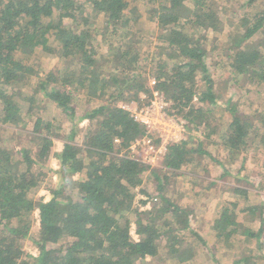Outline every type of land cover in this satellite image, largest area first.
I'll use <instances>...</instances> for the list:
<instances>
[{"label":"trees","instance_id":"16d2710c","mask_svg":"<svg viewBox=\"0 0 264 264\" xmlns=\"http://www.w3.org/2000/svg\"><path fill=\"white\" fill-rule=\"evenodd\" d=\"M156 1L0 0L1 123L25 125L30 119L35 143L34 148L14 151L0 141V264H193L191 236L207 246L211 263L221 264L211 245L195 234L190 223L194 211L181 203L180 192L166 195L159 187L162 177H156L155 195L148 191L147 167L128 156L145 129L118 103L138 102L142 94L150 97L152 88L168 102L166 115L184 121L189 137L170 144L161 158L168 173L207 155L202 143L209 140L231 156L252 151L260 169L256 177L245 176L241 169L236 177L254 183L258 176L264 179V103H258L263 109L253 107L256 101L248 96V91L264 86V0L248 1L253 14L241 20L243 40L230 44L226 62L222 61L233 86L248 87L240 98L243 104L232 96L225 100L221 111L227 120L220 116L217 126L214 108L220 106L221 96L208 72L204 32L217 30L221 9L243 8L246 0H163L158 5ZM185 6L188 16L182 19ZM87 9L95 20L80 19V12ZM131 10L158 15V25L166 29L167 50L157 51L169 62L150 47L141 50L144 38L131 30ZM40 52L57 55L62 70L37 71L32 56ZM145 62L151 67L147 75L141 72ZM30 77L38 83L40 100L56 110L50 119L43 118L45 106L36 105L35 95L27 98L22 92ZM150 77L155 80L152 87ZM80 102L84 114L74 119ZM84 120L90 126L82 145H76L72 143L76 128ZM64 121L70 124L67 141L54 150L51 137L58 136L57 127ZM52 159L57 170L47 164ZM48 174L56 176L54 187ZM41 189L46 193L35 200ZM232 192L245 200L238 204L240 213L259 212L264 225L263 203L250 205L244 189ZM34 212L39 223L35 238ZM129 214L137 218L134 225ZM238 227L228 208L216 213L213 229L218 235L225 234L228 240L240 232ZM132 232L140 239L133 241ZM241 233L262 246L261 230ZM26 241L34 253L24 249ZM257 250H247L243 258L233 254L230 264H256L254 257L261 256Z\"/></svg>","mask_w":264,"mask_h":264},{"label":"rangeland","instance_id":"374dc122","mask_svg":"<svg viewBox=\"0 0 264 264\" xmlns=\"http://www.w3.org/2000/svg\"><path fill=\"white\" fill-rule=\"evenodd\" d=\"M245 1V0H244ZM249 0H246L243 8H223L219 11V25L217 30L210 31L207 30L204 32V38L206 42L204 43V50H206L207 55L205 56L208 72L211 75V78L214 81L213 89L216 94L220 95L219 98L220 106L214 108L216 114L214 117L222 116V120H227V117L222 114V105L229 96L234 97L238 100L241 96L245 95L247 91L244 88L248 87V84H243V89H236L233 86V82L229 71L223 66L222 61L226 62V52L228 51L230 44L234 45L243 40L245 34L244 30L241 27V20L243 17L251 18L253 14V8ZM163 0H157L156 4H161ZM260 0H255V4H259ZM237 7V6H236ZM130 21L132 24L131 30L137 34L141 35L144 39V46L142 44L141 50H146L150 47V52L157 55L159 58H163L166 63L169 62L168 58L164 57L165 54L160 52L162 50H167L166 48V29L163 26L158 25L156 21V16H145L142 12L131 10ZM163 15V13H160ZM180 16L182 19H186L188 16L187 6L182 8L180 11ZM80 19L89 18V20H95L94 13L92 10L87 9L79 14ZM187 32V29H186ZM262 32V31H261ZM263 33V32H262ZM197 35H201L202 31L197 30ZM264 39V34H263ZM132 43L127 44L126 46H131ZM159 50L160 52L158 53ZM264 53V51H262ZM39 54V56L37 55ZM160 54V55H158ZM35 64V69L38 71L46 72L49 69L62 70L61 62L58 59V56L55 54L47 53H35L32 56ZM222 58V59H221ZM220 61V63H219ZM150 64L145 62L144 67L142 68L143 73L147 75L150 70ZM152 77L149 78V80ZM24 94L27 98L35 95L37 97L36 105L44 107L47 103L46 101H41V93L38 89V83L35 82L34 77L26 79L25 85L22 86ZM202 89V88H201ZM248 96L250 100L256 101L253 107H259L263 109L262 106L264 103V86L260 90H250L248 91ZM35 97V98H36ZM147 99H144L143 102L146 104ZM241 104H243L244 99H240ZM259 103V104H258ZM121 103H118L120 105ZM82 103H79V107L76 108L74 119L82 118L83 111ZM195 106H198V103H194ZM56 110L51 104H47L44 108V119H47L52 116V113ZM221 112V114H220ZM214 123L217 126L221 119ZM69 123L63 122L60 124L59 130L57 131L58 136H52L53 149L60 150L62 149L63 144L67 141V133L69 132ZM90 126L89 121H82L78 124L76 131L77 136H75V141L72 143L82 145V136L86 129ZM0 141H4L7 144L12 146L14 151L19 150L23 146H28L31 148L35 147L34 143V134H32V123L30 119H26L25 125H12V124H2L0 118ZM214 127V126H213ZM19 132L21 135L16 134ZM54 134L55 131L53 130ZM189 137V136H188ZM187 132H186V139ZM4 143V144H5ZM77 145V144H76ZM202 149L207 153V155H202L197 158L196 163L186 165L180 171L176 173H168L170 170L165 168L164 170L157 168L147 170L145 174V182H147L148 191L155 195V187L157 186L158 181L156 177L160 179V186L163 188V192H166V195H173L175 191H179L182 204H187L192 210V217L190 218V223L192 224L195 234H197L202 241L206 242L208 245H211L210 248L216 255H219L221 264H230L232 261V255L243 258L248 251H254L257 253V248L261 252V256L254 257V262L256 264H264V225L260 222L259 212L254 215L243 214L239 211V205L245 203L234 197L232 190L234 188L244 189L249 192V203H263L264 206V179L258 176L257 182H249L248 180L240 181L237 179L236 174L239 169L243 171V174L247 177L252 176L251 178L256 177V174L259 172V168L256 166V158L254 157L252 151H248L246 154H237L231 156L225 149H222L218 143L210 142L209 140H203ZM34 151V149L32 150ZM124 154V152H119V154ZM118 154V155H119ZM131 155V154H129ZM140 158V157H139ZM159 165L164 166L161 163V160L158 161ZM49 168L57 170V163L52 159L48 163ZM225 172H228V175H224ZM166 178V180L164 179ZM47 180L49 181L50 187H54L56 183V176L53 174H48ZM74 186V184H73ZM46 193L44 189L39 190L35 194V200ZM167 196V197H169ZM235 201V202H234ZM257 201V202H254ZM242 202V203H241ZM236 204V207H233L232 204ZM238 205V206H237ZM228 208L232 212L236 223L240 225L238 229L240 232L234 233L227 240L225 234L218 235L217 231L213 229V223L216 218V213L222 209ZM262 216L264 218V210L262 211ZM33 228L31 235L36 237L39 232V223L37 219L36 212L32 216ZM130 221L135 223L136 219L133 214H129ZM1 229V228H0ZM251 229L254 232L261 230L260 241L262 246L257 247L258 244L255 241H248L244 234L241 233L243 230ZM134 231V230H133ZM216 236L219 238L217 239ZM133 241L140 239L137 235H131ZM191 240H194L189 248L196 253L193 258V264H214L211 263L210 257H208L207 246L202 245V243H197L195 238L191 236ZM64 246V244H62ZM24 249L32 253L35 252L30 241L24 243ZM192 255V253H191ZM210 262V263H209ZM155 264V263H152ZM192 264V263H191Z\"/></svg>","mask_w":264,"mask_h":264},{"label":"built area","instance_id":"2783aa9c","mask_svg":"<svg viewBox=\"0 0 264 264\" xmlns=\"http://www.w3.org/2000/svg\"><path fill=\"white\" fill-rule=\"evenodd\" d=\"M148 84L152 87L155 80L150 79ZM150 94V97L142 94L138 102L119 105L145 129L144 137L134 142L130 148L131 155L128 156L145 165L148 170L154 167L164 170L165 167L159 165L158 161L166 155L170 144L186 140V128L184 121L166 115L168 102L161 92L151 88ZM144 99H147L146 104L141 103ZM117 142L114 140V143Z\"/></svg>","mask_w":264,"mask_h":264}]
</instances>
